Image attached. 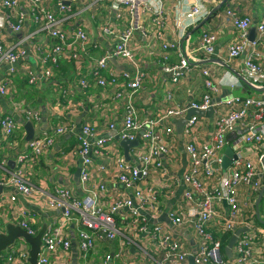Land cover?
<instances>
[{
    "label": "built area",
    "instance_id": "obj_1",
    "mask_svg": "<svg viewBox=\"0 0 264 264\" xmlns=\"http://www.w3.org/2000/svg\"><path fill=\"white\" fill-rule=\"evenodd\" d=\"M20 1L1 0L2 6L10 11L0 14L1 33L7 27L13 31L23 29L24 16H20L18 23H14L11 18ZM30 1L35 6L34 23L42 25L53 39V43L49 45L43 56V66H45L43 72L35 74L27 67L22 71L28 75L30 84L37 85L52 78L53 69L59 65L61 57L69 55L71 58H77L81 52L88 54L91 39L83 28L72 33L61 29L57 25L60 18L40 6L41 0ZM217 1L219 0H171L172 17L180 36L176 42H165L160 48L164 51L176 49L179 52V61L165 67L166 71L172 74L175 82H178L191 67V61L181 47V41L189 29L207 18ZM112 4L116 9L124 8L129 12L130 25L118 34H115V30L109 26L103 27V32L114 36L116 43L112 50H107L93 62L90 74L97 79L99 86L113 87L116 91L115 97L123 102V123L116 127L117 124L113 122L110 124V129L116 131L119 139L139 140L136 148L132 147L129 150L130 159L124 155H117L114 165V169L118 172V181L124 184L130 193L115 198L106 205L98 196V192L104 191L106 185L100 183L98 192L91 188L90 182L96 174L95 161L115 152L109 146L111 137L97 135L96 128L85 123L82 126V136L76 151L82 159L80 181L84 195L78 197L69 188H56L49 195V206H55L61 211L63 222L61 225L70 227L73 225L76 229L81 240L83 264L87 263L90 252L98 241L113 240L121 234L116 216L123 212L127 213L126 226L129 240L134 242L135 239H140L141 234L147 235L150 243L153 244L147 253L150 257L157 255L153 259L155 264H181L191 256L195 264H264V234L256 227L245 223L239 195L242 186H249L254 191L262 186L259 181L261 172L253 161L246 158V155L247 149L253 150L254 146H257L261 150L260 162L264 156V98L233 95L223 100L217 99L224 87L234 89L241 86V76L257 87H264V17L257 24V35L254 39H250L252 18L247 15L242 16L233 9L227 10L234 27L239 32L238 39L229 44L228 54L231 59L240 60L241 74L228 70L220 78L213 79L209 70L204 69L206 91L200 99L175 104L173 94L170 92L167 95V102L171 105L164 106L161 115L140 118L134 102L142 88L143 72L124 71L119 75L109 72L106 76L103 73L108 71L112 58L133 60L131 41L134 31L143 29L138 23L139 9L150 12L156 19H164L168 12L167 0H112ZM58 7L63 14L72 11L71 3L60 1ZM219 37L217 32L204 31L200 38L201 49L207 55H213ZM25 56L26 50L22 41L16 44L0 42V64H8L10 74L21 72L17 64ZM163 58L168 59L166 52ZM48 63H51V66L46 67ZM10 82L11 80L0 81V98L9 94ZM78 83L82 89L88 87L85 78H80ZM67 94L68 91H64V95ZM210 108L214 110L210 118L192 114L186 120L183 126V140L187 164L185 170L179 174L183 167L180 168L175 176L174 172H171L172 163L169 164L168 160H173L170 157L173 152L171 141L176 131L175 126L167 124V121L173 123L175 120L185 118L191 109L207 111ZM27 114L28 120L41 125L42 116L39 112L28 111ZM208 120L212 124L210 138L208 141L201 140L199 133L209 125ZM0 124L4 135L9 138L15 135L19 127L17 120L10 115L1 117ZM66 130L68 127L60 126L56 129V134H63ZM53 145L54 137L48 135L46 131L38 137L34 136L29 141L30 152L19 153L16 163L22 164L38 158ZM227 146L232 147L236 157L233 158L231 165L224 169L222 162ZM98 168L104 170L105 166L100 165ZM212 179L215 183L211 182ZM0 185L3 188L15 187L24 196L39 191L26 180L22 170L9 169L6 160L0 163ZM181 186H183L182 193L177 197ZM0 197L2 203H18L17 194L12 193L8 197L0 195ZM168 200H175L168 211L170 225L158 221L168 207L166 203ZM179 202L181 205L176 207ZM221 202H226L228 206L227 217L223 224L224 235L235 234L242 226L249 227V231L238 235L232 258H228L225 253L222 236H215L208 230L210 222L215 219L214 205ZM19 214L22 220L17 225L29 234L36 235L38 230L30 225L31 212L22 207ZM189 217H194L193 226L196 231L194 242L197 241V244L193 250L183 248L178 237L180 230L187 225ZM57 223L59 224V220ZM23 241L28 244L24 239ZM20 247L14 250L11 256L9 255L8 264H14L16 259L32 264L29 261L30 245ZM71 249L72 241L69 235H63L57 231V228L47 226L36 264H60L61 258L71 255ZM110 258L111 255H106L102 263L108 264Z\"/></svg>",
    "mask_w": 264,
    "mask_h": 264
},
{
    "label": "crops",
    "instance_id": "obj_2",
    "mask_svg": "<svg viewBox=\"0 0 264 264\" xmlns=\"http://www.w3.org/2000/svg\"><path fill=\"white\" fill-rule=\"evenodd\" d=\"M60 1L66 4L71 3L72 11L67 14L60 12L58 7ZM39 4L60 18L57 25L61 29L71 33L76 32L79 28L85 29L90 36L91 43L88 54L81 52L77 58H71L69 55L61 57L59 65L53 69L52 78L33 85L29 83L28 75L22 71L27 67L35 74L43 72L45 68L43 56L49 45L53 43V39L42 28V25L34 23L35 6L32 2L21 0L19 6L12 12L11 18L14 23H18L20 16L25 17L23 29L13 31L7 27L4 32H0V42L16 44L22 41L26 50L25 58L17 64L21 72L10 74L8 64H0V81L11 80L9 94L0 98V119L10 115L19 123L15 135L10 138L4 135V130L0 124V163L6 160L9 169L13 171L22 170L26 180L39 189L38 192L30 196H24L15 187L3 188L0 195L8 197L9 194H17L18 203H2L0 201V233L5 231L6 224L17 225L21 222L22 217L19 210L25 207L31 212L30 225L38 232L44 224H47L48 228H57L61 234L69 235L72 241L71 255L61 258L60 264H83L81 240L77 231L73 225L71 227L61 225L63 224L62 213L57 207L49 206V195L56 188H69L78 197L84 195L81 181L78 183L75 180V173L82 166V159L76 151L82 136V126L85 123L93 125L97 130V135L111 137L109 146L115 152L95 161L96 174L93 173L90 182L91 188L98 192L100 183L106 185L104 191L98 192L99 198L106 205L113 199L130 193V190L118 181V172L114 169L117 155H124L125 157L126 155L120 140L116 138V131L110 129V124L113 122L117 124L116 127L123 123V102L115 97L116 91L113 87L99 86L97 79L90 74V70L93 62L107 50H112L116 43L114 36L103 32V27L109 26L115 30V34H118L129 27L131 16L124 8H114L112 0H41ZM167 7L168 12L164 19H156L150 12L142 8L139 9L138 23L143 29L134 31V37L131 41L134 52L133 60L111 59L108 71L103 73L106 76L109 72L118 75L124 71L143 72L142 88L137 93L134 102L140 118L161 115L164 106L171 105L167 102V95L170 92L173 94V103L175 104L200 99L206 91L204 69L209 70L213 79L220 78L228 70L241 74L242 64L240 60L231 59L228 54V46L232 41L238 39L239 32L234 27L227 10L233 9L242 16H250L252 18L251 30H254L255 35H257V24L264 17V0L217 1L212 6L207 18L189 29L181 41V47L189 57L191 67L179 78L178 82H175L172 74L167 72L165 67L179 61V52L176 49L164 51L160 48L161 44L165 42H176L180 36L172 17L171 0H167ZM5 13H10V11L2 6L0 0V14ZM207 30L217 32L220 36L216 43V51L211 56L207 55L200 46L202 33ZM165 52L168 54L167 60L163 58ZM47 66H51V63H48ZM80 78L87 80V88L82 89L80 87L78 83ZM256 87L242 81L241 86L234 89L224 87L217 99L223 100L232 95L264 98V89H257ZM64 91H68L67 96L64 95ZM28 111L39 112L42 116L41 125L31 121L35 128V136L45 134L46 131L48 135L54 137V145L38 158L17 164L16 157L19 153L30 152L29 141L26 140V129L20 123V120L30 121L28 120ZM180 120H175L173 123L167 121V124L175 126L176 131L171 141L173 152L170 157L173 160H168L169 164L172 163L171 172L173 171L175 176L177 171L184 167L183 152L180 148L181 140L177 133V124ZM208 121L209 125L199 133L201 140L208 141L210 138L212 124H210V120ZM60 126L68 127V130L63 134H56V129ZM182 141L184 148V140ZM134 147L136 148V146ZM228 147L231 146H227L226 149ZM260 153L261 150L254 146L253 150L247 149L246 158L253 161L261 172L259 181H261L262 186L255 191L251 190L249 186H242L239 189V195L245 223L256 227L264 234V223L258 220L256 214V201L264 185V168L259 161ZM100 165H104L105 169H99L98 166ZM211 182L215 183V180L212 179ZM166 203L168 206L172 204L170 200ZM179 205L181 202L175 206L178 207ZM227 212V203H215V219L208 226L210 232L215 236H222V239L224 238L223 224ZM260 216L264 220V196L260 203ZM126 217V212L116 216L121 234L113 240L98 241L95 248L91 250L86 264H103L102 260L108 254L111 255L108 264H155L153 259L157 255L150 257L147 253L153 247L147 235L141 234L140 239H135L134 242L129 240ZM57 220H59V224ZM193 222L194 217H189L187 225L180 230V235H178L182 247L192 250L197 244V241L194 242L196 231ZM229 234L230 236L233 235L232 233ZM27 245L23 239H17L7 250L0 252V264H8L9 255L19 246ZM14 264L29 263L22 259H16ZM181 264L192 263L188 259Z\"/></svg>",
    "mask_w": 264,
    "mask_h": 264
},
{
    "label": "water",
    "instance_id": "obj_3",
    "mask_svg": "<svg viewBox=\"0 0 264 264\" xmlns=\"http://www.w3.org/2000/svg\"><path fill=\"white\" fill-rule=\"evenodd\" d=\"M255 36L256 35H255L254 30L250 29L249 38L254 39ZM113 59H115V58H112V60ZM210 61H212V60H210ZM240 78L245 83L252 85L244 77L241 76ZM256 88L257 89H264V88H258V87H256ZM213 111H214L213 108H210L207 111L191 109L187 112L185 118H182L179 121V123L177 124V133H178V136L181 140L180 148L183 152V160H184V167L180 171L179 174H181L185 170V167L187 164V158H186V154L184 152L183 141H182L183 140V126H184L186 120L189 119L192 114H198L200 116L211 117L213 115ZM20 123L23 124L25 129H26V132H27L26 140L27 141L32 140L33 137L35 136V128H34L33 124L31 123V121L20 120ZM116 138L119 139V136L117 135ZM119 140H120L121 146L124 148V153L126 155V158L129 159L130 158L129 157V149L131 147L137 146L139 143V140L138 139H136V140L119 139ZM235 157L236 156L234 154L233 149L231 147H228L224 153V156H223L222 167L224 169H227L231 165L232 160ZM261 164L264 168V156L261 159ZM80 166H81V164H80ZM80 172H81V167H79L75 173V178H76L75 180L78 183H80ZM182 190H183V186H181L179 191L177 192V197L180 195V193H182ZM1 191H3V187L0 185V193H1ZM263 196H264V185H263V187L259 193V196L257 198V201H256L257 218L262 223H264V220H262V218L260 216V203H261ZM171 202L174 203L175 200H172ZM169 208H170V206H168L166 208L165 212L158 219V221H165L167 224H169V225L171 224L169 214H168ZM154 222H157V221H154ZM46 229H47V224H44V226L39 230V232L36 235H31L25 229L21 228L19 225L8 223V224H6L5 231L0 233V252L7 250L8 247L13 245L17 239L23 238L31 247L29 261L32 264H36L37 258H38V253H39L41 245H42V237H43ZM174 229L177 230L176 228H174ZM245 231H249V227H247V226L241 227V228L237 229L235 234H233L231 236L229 242L225 246V253H226L228 258H232V256H233V247L237 241L238 235L245 232ZM189 259H190L191 263L193 264L194 263L193 257L191 256Z\"/></svg>",
    "mask_w": 264,
    "mask_h": 264
},
{
    "label": "trees",
    "instance_id": "obj_4",
    "mask_svg": "<svg viewBox=\"0 0 264 264\" xmlns=\"http://www.w3.org/2000/svg\"><path fill=\"white\" fill-rule=\"evenodd\" d=\"M230 237H231V236H230L229 233H227V234L224 235V238H223L224 248H225V246L227 245V243H228Z\"/></svg>",
    "mask_w": 264,
    "mask_h": 264
},
{
    "label": "rangeland",
    "instance_id": "obj_5",
    "mask_svg": "<svg viewBox=\"0 0 264 264\" xmlns=\"http://www.w3.org/2000/svg\"><path fill=\"white\" fill-rule=\"evenodd\" d=\"M17 243L19 244L20 242L18 241Z\"/></svg>",
    "mask_w": 264,
    "mask_h": 264
}]
</instances>
